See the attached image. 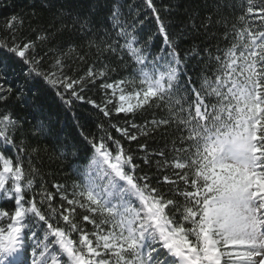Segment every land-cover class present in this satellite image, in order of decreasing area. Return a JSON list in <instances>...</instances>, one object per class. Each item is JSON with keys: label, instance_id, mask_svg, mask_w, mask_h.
<instances>
[{"label": "snow or ice", "instance_id": "6c2138e0", "mask_svg": "<svg viewBox=\"0 0 264 264\" xmlns=\"http://www.w3.org/2000/svg\"><path fill=\"white\" fill-rule=\"evenodd\" d=\"M147 2L152 7V0ZM247 5L241 21L253 14L264 21V5L256 8L254 0H247ZM112 20L118 39L108 49L123 50L139 65L132 81L102 85L113 89V95L119 91L115 112L133 114L162 103L171 110L175 98L178 111L185 113L175 116L173 112L179 133L173 145L177 156L163 162L164 167L177 170L176 179L164 175L163 182L175 185V195L183 201L165 198L152 187L147 174L136 176L133 156L114 137L105 133L97 139L83 135V130L92 155L82 172L76 170L83 179L74 184L71 198L61 195L71 207L61 204L58 210L51 203L52 195L46 193L39 201L41 206L48 202L45 214L35 196L26 198L38 170L24 167L27 121L8 111L7 102L42 112V106L33 103L31 84L37 78L65 104L83 102V86L93 82L97 73L89 69L86 77L74 79L63 72L60 59L44 72L39 68L43 58L31 51L33 42L0 43V52L8 54L0 57V102H4L0 107L5 108L0 112V201L14 204L11 211L0 208V264H264V29L252 31L249 24L235 33L236 42L226 50L218 48L213 55L206 49L209 63L201 69L200 86L193 88L186 75L188 66L162 22L160 32L169 59H149L146 48L135 46L136 37L121 22L118 10L113 11ZM213 22L209 17L205 27ZM9 61L26 66L20 73L23 80L9 75ZM137 79L142 87L126 92L122 85ZM100 110L110 115L106 107ZM151 123L159 127L170 120ZM117 130L129 140L137 139L127 129ZM31 131L59 136L51 118L41 117ZM57 144L63 149L61 158L79 157L67 141L57 139ZM53 187L66 192L63 185ZM77 207L91 214L83 216L93 225L91 232L77 223L73 215ZM57 215L66 228L53 222Z\"/></svg>", "mask_w": 264, "mask_h": 264}, {"label": "trees", "instance_id": "16d2710c", "mask_svg": "<svg viewBox=\"0 0 264 264\" xmlns=\"http://www.w3.org/2000/svg\"><path fill=\"white\" fill-rule=\"evenodd\" d=\"M254 3L259 8L264 5V0H254ZM247 6V0H152V7H149L147 0H0V43L33 42L35 47L31 51L43 58L39 68L44 72L49 71L56 59H60L64 65L63 72L74 79L86 77L89 69L97 73L93 82L83 86V102L73 100L70 106L65 104L55 90L48 88L39 78L31 86L35 89L32 93L33 103L42 106V112L37 109L22 110L16 107L15 101L7 102L8 111L27 121L23 128L24 146L27 149L22 154L24 167L27 171L33 167L38 170L32 189L26 192V198L35 196L45 214L48 202L45 200L41 206L39 201L46 193L52 195L51 203L58 210H61V204L71 207L66 200L61 199V195L71 198L74 184L83 179L76 170L82 172L92 155L87 143L83 141V130V135L97 139L104 137L105 133L114 137L123 145L125 152L133 156L138 165L136 176L147 174L152 187L157 188L165 198L182 202L183 197L175 195L176 186L163 182L164 175L176 179L173 173L177 170L164 167L163 162H171L177 156L173 151L174 142L179 137L175 116L185 115L178 111L180 105L175 103L174 98L171 110L162 103L160 107L153 104L151 107L137 109L133 114H117L115 107L119 103L118 89L116 95H113V89L102 86L121 80L132 81L139 67L123 50L112 52L108 49L107 45L118 39V29L113 27L112 14L114 10L119 11L121 22H126L129 33L136 37L135 46L146 48L150 53L149 59H169L168 45L160 32L162 22L177 46L180 57L187 64L186 75L190 76V86L195 88L201 84V69L209 63L206 49L213 55L217 54L218 48L226 50L236 42L235 33L249 24L252 25V31L264 29V21L256 18L255 14L245 21L239 19L242 14L247 15ZM13 17L16 19L10 28ZM209 17L214 22L206 28ZM119 39L123 44V38ZM6 55L0 52V57ZM9 63V75L23 80L20 73L26 66L12 61ZM101 71L105 73L103 77L99 76ZM122 87L126 92H132L142 85L137 79ZM108 100L113 102L107 103ZM88 101H94L99 107ZM3 103L0 102V105ZM184 106L186 108L187 104L184 103ZM105 107L110 112L109 116L100 110ZM3 111L5 108L0 107V112ZM41 117L51 118L59 133L58 137L32 133V125L40 123ZM162 119H169L170 123L159 127L151 123ZM117 128L127 129L137 139L129 140ZM57 139L60 142L67 141L73 151L79 152V157L68 155L66 159L61 158L59 153L63 149L58 146ZM141 146H144L143 149ZM161 152L165 155H158ZM145 159L150 163L145 164ZM57 184L63 185L66 192L53 187ZM0 208L11 211L14 210V204L11 201H0ZM73 215L85 231L93 230V225L83 220V216L90 213L77 207ZM94 218L97 221L101 219L100 216ZM53 222L59 227H67L58 215ZM38 235L42 236L43 233L38 232ZM72 236L78 240L76 233Z\"/></svg>", "mask_w": 264, "mask_h": 264}]
</instances>
